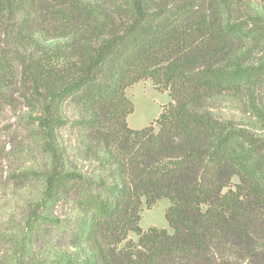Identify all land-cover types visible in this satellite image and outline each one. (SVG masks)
I'll return each mask as SVG.
<instances>
[{
  "label": "trees",
  "instance_id": "1",
  "mask_svg": "<svg viewBox=\"0 0 264 264\" xmlns=\"http://www.w3.org/2000/svg\"><path fill=\"white\" fill-rule=\"evenodd\" d=\"M240 1L0 0V15H22L11 25L18 38L62 39V54L41 48L25 60L24 78L42 105L46 140L67 124L58 110L71 104L83 156L102 172L54 166L43 179L41 207L62 197L78 210L69 239L81 250L76 264H264V152L210 111L215 96L254 83L243 49L253 34L234 17ZM31 22L38 37L26 31ZM10 64L0 51V84ZM142 79L170 97L157 129L126 122L134 106L125 89ZM161 198L172 233L143 230L142 205Z\"/></svg>",
  "mask_w": 264,
  "mask_h": 264
},
{
  "label": "rangeland",
  "instance_id": "2",
  "mask_svg": "<svg viewBox=\"0 0 264 264\" xmlns=\"http://www.w3.org/2000/svg\"><path fill=\"white\" fill-rule=\"evenodd\" d=\"M234 10V17L253 34L243 49H247L245 65L254 70V83L241 93L215 96L210 100V111L247 132L264 152V0H241ZM20 17L7 16L4 9L0 15V51L9 53L11 60L6 82L0 84V264H76L82 259L81 250L69 239L78 210L71 200L62 197L41 207L43 179L54 166L60 172L71 170L91 178L102 172L83 156V131L71 124L77 117L71 104L63 109L60 106L58 116L62 119L63 114L68 122L56 130L52 140H46L41 132L39 124L45 114L42 105L32 98V85L24 78L23 63L38 56L41 48L62 54V39L45 34L38 46L25 39L28 35L18 38V30L14 31ZM27 28L28 33L39 36L32 22ZM58 61L61 66L62 58ZM125 94L134 106L126 118L128 127L139 129L152 124L157 129L155 120L170 102L168 91H158L151 80L142 79L127 87ZM237 183L233 177L232 187ZM168 205L166 198L150 209L143 204L140 227L165 228L172 233L164 216ZM33 210L35 219L30 227L26 221ZM127 238L136 242L138 236L129 232Z\"/></svg>",
  "mask_w": 264,
  "mask_h": 264
}]
</instances>
